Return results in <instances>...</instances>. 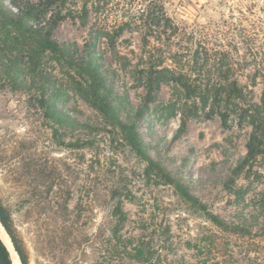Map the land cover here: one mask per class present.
Returning a JSON list of instances; mask_svg holds the SVG:
<instances>
[{"label": "rangeland", "instance_id": "obj_1", "mask_svg": "<svg viewBox=\"0 0 264 264\" xmlns=\"http://www.w3.org/2000/svg\"><path fill=\"white\" fill-rule=\"evenodd\" d=\"M82 1L65 3L77 10ZM86 1L84 22L67 17L52 33L68 49L71 65L42 52L36 36L0 13V201L30 264H264L260 160L249 175L228 184L246 153L250 127L233 120L223 127L174 81L153 91L137 120L149 154L209 214L242 229L230 231L184 202L172 186L144 175V163L86 99L79 68L88 60L99 64L123 118L127 103L137 108L146 96L150 53L162 66L191 76L199 74V64L217 62L227 51L264 59V0H157L170 19L166 32L145 26L154 0ZM263 89L260 78L252 88L256 102ZM115 194L122 198L121 223ZM0 232L17 264L1 224Z\"/></svg>", "mask_w": 264, "mask_h": 264}, {"label": "trees", "instance_id": "obj_2", "mask_svg": "<svg viewBox=\"0 0 264 264\" xmlns=\"http://www.w3.org/2000/svg\"><path fill=\"white\" fill-rule=\"evenodd\" d=\"M9 6L0 0V13L5 15L17 30L36 36L42 52L56 55L70 65L74 63L68 49L59 45L53 39L52 33L57 23L67 17H76L79 21L84 22L88 15L86 0L82 1L77 10L67 7L65 0H9ZM145 26L148 29L165 28L164 32L171 27L170 19L163 13L157 0L151 3L150 9L147 11ZM148 38L149 35L145 34L143 37L145 45L148 44ZM248 49L246 48V50ZM232 50L238 54L239 48L234 46ZM230 53L232 52H225V56L223 54L224 57L219 58L217 62L205 61L202 65L199 64L197 76L162 66V59L150 53L148 66L144 71L146 96L137 108L127 103L123 118L120 115V110L111 102V89L105 84L99 64L88 60L84 64H79V68L82 69L85 76L86 99L109 120L114 128L118 129L125 144L144 163V175L152 179L155 184L172 186L184 202L202 212L214 224L228 228L230 231H240L241 227L229 226L216 216L209 214L206 205L191 194L184 183L170 173L158 159L149 154L142 143L137 128V120L146 111L148 103L152 100L153 91L161 83L174 81L183 88L187 97L197 98L201 105L208 107L207 115L209 117L217 115L223 127H228L232 120L239 127H250L245 144L246 153L232 169L228 184L233 183L234 179L243 172L249 175L257 160H260L264 173V89L259 102L254 100L252 90L258 79H264V59L248 60L246 57L231 56ZM92 54L91 50L89 56L91 57ZM248 67H252L250 75L247 73ZM242 76L250 82H241ZM185 122L186 119L183 117L181 124L184 126ZM179 134H176L175 137ZM114 198L116 199L115 218L117 223H121L124 219L122 198L116 194ZM0 224L9 237L10 246L12 245L11 247L16 253L18 264L19 262L20 264H30L28 251L13 229L10 215L1 201ZM3 241L0 238V264H12L10 251Z\"/></svg>", "mask_w": 264, "mask_h": 264}, {"label": "bare ground", "instance_id": "obj_3", "mask_svg": "<svg viewBox=\"0 0 264 264\" xmlns=\"http://www.w3.org/2000/svg\"><path fill=\"white\" fill-rule=\"evenodd\" d=\"M0 236L5 240V236L1 232H0ZM11 250H12V248H11ZM12 256H13L14 259L17 258L16 254H15V252L13 250H12ZM15 260H17V259H15ZM15 262L18 264V261H15Z\"/></svg>", "mask_w": 264, "mask_h": 264}, {"label": "water", "instance_id": "obj_4", "mask_svg": "<svg viewBox=\"0 0 264 264\" xmlns=\"http://www.w3.org/2000/svg\"><path fill=\"white\" fill-rule=\"evenodd\" d=\"M11 243V242H10ZM12 246V245H11ZM12 248V247H11ZM9 250V249H8ZM12 250H13V248H12ZM14 251V250H13ZM15 252V251H14Z\"/></svg>", "mask_w": 264, "mask_h": 264}]
</instances>
